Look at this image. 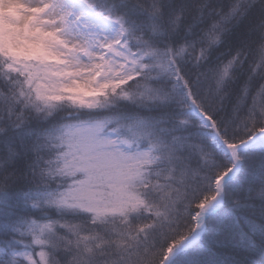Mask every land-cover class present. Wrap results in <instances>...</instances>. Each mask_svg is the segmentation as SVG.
Instances as JSON below:
<instances>
[{
  "label": "snow or ice",
  "instance_id": "obj_1",
  "mask_svg": "<svg viewBox=\"0 0 264 264\" xmlns=\"http://www.w3.org/2000/svg\"><path fill=\"white\" fill-rule=\"evenodd\" d=\"M264 264V0H0V264Z\"/></svg>",
  "mask_w": 264,
  "mask_h": 264
},
{
  "label": "trees",
  "instance_id": "obj_2",
  "mask_svg": "<svg viewBox=\"0 0 264 264\" xmlns=\"http://www.w3.org/2000/svg\"><path fill=\"white\" fill-rule=\"evenodd\" d=\"M206 258H209V259H212L214 261H216V264H221V262L224 260V257L223 256H212V257H206Z\"/></svg>",
  "mask_w": 264,
  "mask_h": 264
}]
</instances>
